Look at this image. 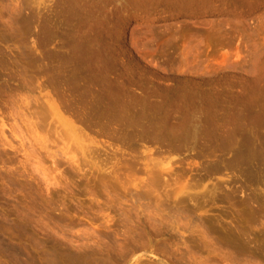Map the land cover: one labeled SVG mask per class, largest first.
<instances>
[{"label": "rangeland", "instance_id": "rangeland-1", "mask_svg": "<svg viewBox=\"0 0 264 264\" xmlns=\"http://www.w3.org/2000/svg\"><path fill=\"white\" fill-rule=\"evenodd\" d=\"M0 264H264V0H0Z\"/></svg>", "mask_w": 264, "mask_h": 264}, {"label": "bare ground", "instance_id": "bare-ground-1", "mask_svg": "<svg viewBox=\"0 0 264 264\" xmlns=\"http://www.w3.org/2000/svg\"><path fill=\"white\" fill-rule=\"evenodd\" d=\"M18 253V252H17Z\"/></svg>", "mask_w": 264, "mask_h": 264}]
</instances>
